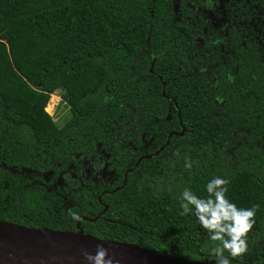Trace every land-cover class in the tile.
Returning <instances> with one entry per match:
<instances>
[{
	"label": "trees",
	"instance_id": "16d2710c",
	"mask_svg": "<svg viewBox=\"0 0 264 264\" xmlns=\"http://www.w3.org/2000/svg\"><path fill=\"white\" fill-rule=\"evenodd\" d=\"M99 153L119 184L132 168L101 216L114 186L80 165ZM214 177L238 208L260 205L230 264H264V0H0V222L75 231V212L100 240L216 263L179 207Z\"/></svg>",
	"mask_w": 264,
	"mask_h": 264
},
{
	"label": "water",
	"instance_id": "95a60500",
	"mask_svg": "<svg viewBox=\"0 0 264 264\" xmlns=\"http://www.w3.org/2000/svg\"><path fill=\"white\" fill-rule=\"evenodd\" d=\"M184 129L179 135H183ZM170 133L163 150L169 144ZM108 249L119 264H216L191 261L137 245L100 240L81 230L76 233L21 227L0 222V264H85L81 250Z\"/></svg>",
	"mask_w": 264,
	"mask_h": 264
},
{
	"label": "clouds",
	"instance_id": "9594fccd",
	"mask_svg": "<svg viewBox=\"0 0 264 264\" xmlns=\"http://www.w3.org/2000/svg\"><path fill=\"white\" fill-rule=\"evenodd\" d=\"M192 164L185 157L186 169L191 170ZM227 184V180L214 177L206 185V198L198 197L190 188H185L180 196V215L186 216L194 212L199 225L210 234L209 238L218 242L211 249L216 257V264H230L226 252L232 258L241 257L247 252V236L255 224L256 213L260 208L258 204L250 208H238L226 197ZM70 215L74 221L81 220L75 212ZM81 255L85 264H119L102 245H97L94 253L82 249Z\"/></svg>",
	"mask_w": 264,
	"mask_h": 264
},
{
	"label": "flooded vegetation",
	"instance_id": "af4514ba",
	"mask_svg": "<svg viewBox=\"0 0 264 264\" xmlns=\"http://www.w3.org/2000/svg\"><path fill=\"white\" fill-rule=\"evenodd\" d=\"M161 151L162 150L159 149L156 152L151 153V154H142L137 159V163L140 162L144 158L145 159H151L154 156H158V154ZM80 165L84 168L85 177L91 178L98 185H101V187H105V186H109V185L114 186L112 189L113 191L103 189V190H101V193L97 196V201L100 203V205L103 206V209L97 215V216H101L107 211V208H108L107 205L104 202H102V199H103L102 195L103 196L108 195V194H110V192H116V191L120 190L122 187H124L126 185V182H127V176L132 171V168H128L124 171L122 182L119 184L120 177H119L118 173H116L117 169L114 167V162L112 160V157H110L109 154L103 153L101 155L99 153V154H96L92 157L83 158L80 161ZM169 175H171L170 172H169ZM79 216L81 217V220L76 221V223H75V226H76L75 229L76 230L75 231H65V232L76 233V232H78V230H81L83 232V229L81 228L80 223L82 220H85L86 218L84 215H79ZM42 229H48V228H42ZM48 230L57 231V230H52V229H48ZM60 232H64V231H60Z\"/></svg>",
	"mask_w": 264,
	"mask_h": 264
},
{
	"label": "rangeland",
	"instance_id": "374dc122",
	"mask_svg": "<svg viewBox=\"0 0 264 264\" xmlns=\"http://www.w3.org/2000/svg\"><path fill=\"white\" fill-rule=\"evenodd\" d=\"M61 92L56 91L55 93L49 96V100L47 102L46 107L50 108L49 112L46 111L55 121L59 127L64 124L65 119L69 117V111L65 103L61 100ZM52 101V103H50Z\"/></svg>",
	"mask_w": 264,
	"mask_h": 264
}]
</instances>
